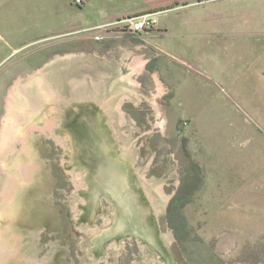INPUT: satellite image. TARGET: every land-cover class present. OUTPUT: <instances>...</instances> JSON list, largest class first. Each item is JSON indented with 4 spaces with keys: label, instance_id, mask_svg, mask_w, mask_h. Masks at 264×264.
I'll use <instances>...</instances> for the list:
<instances>
[{
    "label": "rangeland",
    "instance_id": "rangeland-1",
    "mask_svg": "<svg viewBox=\"0 0 264 264\" xmlns=\"http://www.w3.org/2000/svg\"><path fill=\"white\" fill-rule=\"evenodd\" d=\"M137 3L143 0H0L3 14L13 13L16 40L0 66L7 77L5 110L14 83L58 55L108 58L113 52L133 59L128 48L144 54L138 58L148 60L132 75L140 98L119 96L109 123L148 193L158 230L172 229L174 258L264 264V33L243 34L238 24L233 31L212 30L206 11L179 4L108 21L98 16ZM249 4L244 23L264 18V10ZM141 13L154 25L129 32L122 18ZM183 181L198 184L173 210L187 223L184 245L166 215Z\"/></svg>",
    "mask_w": 264,
    "mask_h": 264
},
{
    "label": "water",
    "instance_id": "water-1",
    "mask_svg": "<svg viewBox=\"0 0 264 264\" xmlns=\"http://www.w3.org/2000/svg\"><path fill=\"white\" fill-rule=\"evenodd\" d=\"M124 50L133 59L61 54L14 83L0 117V264H179L109 123L119 96L141 95L132 75L148 59Z\"/></svg>",
    "mask_w": 264,
    "mask_h": 264
},
{
    "label": "crops",
    "instance_id": "crops-1",
    "mask_svg": "<svg viewBox=\"0 0 264 264\" xmlns=\"http://www.w3.org/2000/svg\"><path fill=\"white\" fill-rule=\"evenodd\" d=\"M72 1V0H71ZM90 0L87 3H90ZM142 1V0H141ZM246 1L253 2V4H249L248 7L259 6L258 9L264 10V0H143V3H140L132 7L125 12H102L98 14L101 17V21H108L118 16L125 14L136 12L139 10H159L160 8L172 6L174 4H179L180 6L190 7L193 11H206L208 26L214 30L218 29L220 32L233 31L237 30V24L239 30L243 34L255 32V34L264 33V18H257L255 21L250 23H244L242 20H247L245 15V5ZM259 2V5H255ZM75 5V4H74ZM0 4V66H3V63L6 61V53L11 54L9 48L13 46L10 42L14 43L16 40L11 34L12 31V19L13 13L3 14L1 10ZM189 9V10H190ZM12 12V11H11ZM157 12L156 14H158ZM155 14V13H154ZM161 14V13H159ZM264 14V12H262ZM242 18V19H240ZM193 25L194 32H197L198 29L196 25ZM247 26V27H246ZM208 27V31L210 28ZM250 43L249 45H251ZM248 45V46H249ZM253 45V44H252ZM252 45L249 47L251 48ZM6 84L7 77L6 74L0 72V117L5 112V95H6Z\"/></svg>",
    "mask_w": 264,
    "mask_h": 264
},
{
    "label": "trees",
    "instance_id": "trees-1",
    "mask_svg": "<svg viewBox=\"0 0 264 264\" xmlns=\"http://www.w3.org/2000/svg\"><path fill=\"white\" fill-rule=\"evenodd\" d=\"M185 183V185H184ZM197 183L192 181V182H184L181 184V187L177 192L174 194L172 199L170 200L168 206H167V219L169 221V225L174 228L175 235L178 237L180 240L181 244L184 242V233L187 230V223L185 221L184 216L182 215H177L174 214L173 210L174 207L177 206V202L187 198V196L191 195L196 189H197ZM196 187V188H195ZM181 208V206L179 207ZM184 245V244H183Z\"/></svg>",
    "mask_w": 264,
    "mask_h": 264
},
{
    "label": "built area",
    "instance_id": "built-area-1",
    "mask_svg": "<svg viewBox=\"0 0 264 264\" xmlns=\"http://www.w3.org/2000/svg\"><path fill=\"white\" fill-rule=\"evenodd\" d=\"M90 0H73L75 5H83ZM125 28L132 33L141 32L154 25L155 19L149 13H141L137 15H126L122 18ZM1 38V36H0ZM264 39V36H263Z\"/></svg>",
    "mask_w": 264,
    "mask_h": 264
},
{
    "label": "bare ground",
    "instance_id": "bare-ground-1",
    "mask_svg": "<svg viewBox=\"0 0 264 264\" xmlns=\"http://www.w3.org/2000/svg\"><path fill=\"white\" fill-rule=\"evenodd\" d=\"M12 88H13V87H12ZM12 88H11V89H12ZM11 89H10V90H11ZM11 91H12V90H11ZM11 91H10V92H11ZM10 92H9V93H10ZM9 97L12 98L11 93L9 94ZM160 190H161V189H160ZM164 197H165V196H164ZM165 201H166V198H165ZM1 221L6 222V213H4L3 211L0 210V222H1Z\"/></svg>",
    "mask_w": 264,
    "mask_h": 264
},
{
    "label": "flooded vegetation",
    "instance_id": "flooded-vegetation-1",
    "mask_svg": "<svg viewBox=\"0 0 264 264\" xmlns=\"http://www.w3.org/2000/svg\"><path fill=\"white\" fill-rule=\"evenodd\" d=\"M138 33H140V32H138Z\"/></svg>",
    "mask_w": 264,
    "mask_h": 264
}]
</instances>
